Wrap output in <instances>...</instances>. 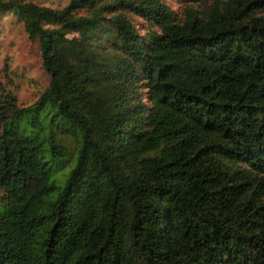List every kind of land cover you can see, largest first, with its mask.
I'll use <instances>...</instances> for the list:
<instances>
[{
    "label": "trees",
    "instance_id": "obj_1",
    "mask_svg": "<svg viewBox=\"0 0 264 264\" xmlns=\"http://www.w3.org/2000/svg\"><path fill=\"white\" fill-rule=\"evenodd\" d=\"M173 1L0 0V264H264V0Z\"/></svg>",
    "mask_w": 264,
    "mask_h": 264
},
{
    "label": "rangeland",
    "instance_id": "obj_2",
    "mask_svg": "<svg viewBox=\"0 0 264 264\" xmlns=\"http://www.w3.org/2000/svg\"><path fill=\"white\" fill-rule=\"evenodd\" d=\"M40 6L62 10L72 0H21ZM170 6L178 10L176 1L169 0ZM6 16L0 21V70L8 74L10 87L18 97L19 107L34 104L48 87V75L40 59L39 46L33 43L21 24ZM142 35L144 31L140 30ZM71 148L74 143L68 141Z\"/></svg>",
    "mask_w": 264,
    "mask_h": 264
}]
</instances>
